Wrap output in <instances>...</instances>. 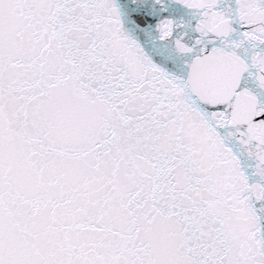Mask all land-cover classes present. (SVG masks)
Returning a JSON list of instances; mask_svg holds the SVG:
<instances>
[{"label": "snow or ice", "instance_id": "6c2138e0", "mask_svg": "<svg viewBox=\"0 0 264 264\" xmlns=\"http://www.w3.org/2000/svg\"><path fill=\"white\" fill-rule=\"evenodd\" d=\"M0 264H264V0H0Z\"/></svg>", "mask_w": 264, "mask_h": 264}]
</instances>
